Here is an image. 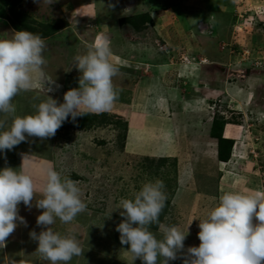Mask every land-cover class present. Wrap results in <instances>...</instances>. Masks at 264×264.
<instances>
[{"label":"rangeland","instance_id":"374dc122","mask_svg":"<svg viewBox=\"0 0 264 264\" xmlns=\"http://www.w3.org/2000/svg\"><path fill=\"white\" fill-rule=\"evenodd\" d=\"M19 30L45 40L46 64L44 77L13 99L17 116L35 114L47 95L63 103L68 90L79 88L74 57L98 37L110 41L118 68L119 98L110 112L69 117L54 137H27L0 151V170L23 165L36 199L49 166L78 181L86 210L52 225L75 235L83 249L68 264H143L120 243L123 209L116 208L146 182H164L160 222L186 235L169 264H183L187 249L199 246V220L220 195L264 191V0H0V39ZM161 97L162 113L155 104ZM227 133L235 139L219 144ZM219 160L226 162L222 172ZM35 203L18 205L26 225L17 221L0 264H50L29 235L46 230L36 223L43 209ZM150 230L162 239L157 225Z\"/></svg>","mask_w":264,"mask_h":264},{"label":"clouds","instance_id":"9594fccd","mask_svg":"<svg viewBox=\"0 0 264 264\" xmlns=\"http://www.w3.org/2000/svg\"><path fill=\"white\" fill-rule=\"evenodd\" d=\"M45 48L40 35L26 30L13 31L11 38L0 39V116L4 117L0 119V151L12 150L27 137H54L69 117L75 121L79 116L110 112L119 98L113 84L118 68L110 61V41L103 36L85 54L74 57V65L81 73L79 88L68 90L63 103L47 95L36 106L35 114L15 115L13 99L44 77ZM51 91L47 88V93ZM164 188L160 179L146 182L133 198H121L116 208L123 209L120 216L124 218L116 231L120 243L130 246L126 251L133 261L169 264L184 249L186 235L176 225L168 226L159 219L167 200ZM37 191L23 165L20 171L11 167L0 170V248L17 228V221L26 225L18 214V205L22 202L30 208L35 199V207L43 209L36 223L46 228L39 234H29L38 242L36 251L50 264H68L73 257L82 255L83 249L75 235H61L52 225L57 218L69 224L86 210L78 181L62 177L61 172L49 166L39 189L40 199H36ZM254 218L258 223H253ZM199 221L201 243L187 249L183 264H264V191L224 192L218 204ZM152 225L158 226L162 239L150 230ZM10 264L16 262L12 260Z\"/></svg>","mask_w":264,"mask_h":264},{"label":"crops","instance_id":"0c3cea01","mask_svg":"<svg viewBox=\"0 0 264 264\" xmlns=\"http://www.w3.org/2000/svg\"><path fill=\"white\" fill-rule=\"evenodd\" d=\"M187 66H189V65H187ZM161 68H162V66H161ZM160 71H161V70H160ZM161 72H162V71H161ZM180 78H183V75H182ZM151 80L153 81L154 79H151ZM153 87H154V86H153ZM157 90H158V89H156L155 91L157 92ZM159 90H160V89H159ZM175 91H177V89H176ZM170 95H174V97H175V96H178L179 94H178L177 92H171ZM160 99H161V100H160ZM162 100H163V101H162ZM173 101H174V102H177L178 99L175 98V99H173ZM162 102H163V103H162ZM156 103H157V105H156V109H158L159 111H161V109H163V111H161V113H162V112H166L165 110H167V107H166L167 102H166V100H164V98H163V99H162V97L159 98L158 101L155 102V104H156ZM163 104H165V105H164V108H162V107H163ZM203 108H204V107H203ZM203 108L200 109V110H203V111H200L199 109H195V110H194V113L191 112V111H190V112L193 113V114H196V115H197V114H199V113H201V112H205ZM186 112H187V111H186ZM190 112H188V113H190ZM188 117H189V116H187V118H188ZM188 121H190V119L187 120L186 123H185V125H186L185 130L187 129V126H188V125H187V124H188L187 122H188ZM186 131H187V130H186ZM186 131H185V133H186ZM225 138L233 139V140L235 139V137L232 136V138H229V137H227V135H226ZM233 155H234V153H232V156H233ZM233 157L235 158V156H233ZM218 162H219V165H218L219 170H220V172H222V171H221V170H222V164H226V163H225V162H222V161H220V160H219ZM223 173H224V172H223Z\"/></svg>","mask_w":264,"mask_h":264},{"label":"trees","instance_id":"16d2710c","mask_svg":"<svg viewBox=\"0 0 264 264\" xmlns=\"http://www.w3.org/2000/svg\"><path fill=\"white\" fill-rule=\"evenodd\" d=\"M214 123H216V122H214ZM213 129H214V127H213ZM225 138V137H224ZM223 140H225V141H232V139H228V138H225V139H222V138H219V144L221 143V141H223ZM232 155V154H231ZM229 156H230V153H229V155H228V159H229ZM220 161H222V162H225V161H223V160H220Z\"/></svg>","mask_w":264,"mask_h":264},{"label":"bare ground","instance_id":"6f19581e","mask_svg":"<svg viewBox=\"0 0 264 264\" xmlns=\"http://www.w3.org/2000/svg\"><path fill=\"white\" fill-rule=\"evenodd\" d=\"M205 105H207V104H206V101H205ZM193 111H194V110H193ZM189 112H190V111H189ZM179 119H180V118H179ZM179 124H180V122H178V125H179ZM180 127H182V126L180 125ZM227 135H228L227 137L232 138L231 133H227ZM225 163H226V162H225Z\"/></svg>","mask_w":264,"mask_h":264}]
</instances>
